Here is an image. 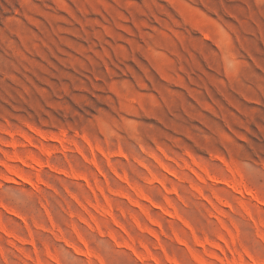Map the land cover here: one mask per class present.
I'll return each instance as SVG.
<instances>
[{
	"label": "rangeland",
	"instance_id": "1",
	"mask_svg": "<svg viewBox=\"0 0 264 264\" xmlns=\"http://www.w3.org/2000/svg\"><path fill=\"white\" fill-rule=\"evenodd\" d=\"M233 261L264 264V0H0V264Z\"/></svg>",
	"mask_w": 264,
	"mask_h": 264
},
{
	"label": "bare ground",
	"instance_id": "2",
	"mask_svg": "<svg viewBox=\"0 0 264 264\" xmlns=\"http://www.w3.org/2000/svg\"><path fill=\"white\" fill-rule=\"evenodd\" d=\"M240 187L243 189V192H246L248 195L252 197H256V195L252 192H249L243 184H240ZM232 264H243V263H237L236 261H233Z\"/></svg>",
	"mask_w": 264,
	"mask_h": 264
}]
</instances>
